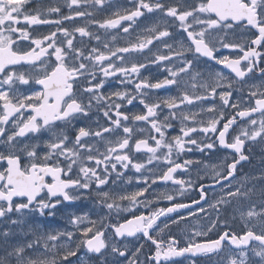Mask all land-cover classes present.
Returning <instances> with one entry per match:
<instances>
[{"label": "snow or ice", "instance_id": "obj_1", "mask_svg": "<svg viewBox=\"0 0 264 264\" xmlns=\"http://www.w3.org/2000/svg\"><path fill=\"white\" fill-rule=\"evenodd\" d=\"M80 2L68 0V6L79 8ZM105 2L93 0L94 5L100 8ZM25 3L26 0H0V145L6 149L0 151V223L23 224L24 217L33 213L54 216L56 213L51 210L64 202L81 199L95 184L94 194L104 207L120 211L119 201L127 200L129 203L123 211L133 213L131 218L112 224L111 235L136 237L137 241L143 238L154 246L151 253H142L144 244L137 243L130 252L128 243L120 247L112 243L111 253L124 258L116 264H172L175 257L213 253L225 245L240 249V259L232 257L228 264H264V227L256 232L254 225L248 226V221L253 218L264 223V200L259 211L255 205H249L246 212H240V219L245 225L242 233L230 230L227 219H220L225 206L248 196V192L240 190L243 185L234 188L238 165L250 158L246 154V143H258L264 151V0H194L193 3L177 0L176 4L162 0H128L129 6L117 9L97 22L99 29L105 32L120 29V32L128 34L124 37L126 40L135 35V42L112 47L107 41L101 44V37L85 26L71 30L60 27L64 21L89 13L77 10L57 19L41 18L39 13L28 14L24 9ZM47 11L60 13L61 9L50 7ZM154 12L171 18L170 22L163 20L162 28L160 23L137 28L140 17ZM22 20L26 27H17ZM32 25L57 27L42 38H36L30 36ZM169 28L179 30V39L174 43L169 42L174 35ZM57 33H62L64 38L60 44L57 43ZM76 33L81 38H94L99 46H88L83 39L74 45ZM238 33L241 35L237 40ZM246 33L251 35H244ZM117 35L113 34L111 39L116 40ZM21 41L28 43L22 44ZM154 42L159 43L151 48ZM85 47H88L87 52ZM101 47L106 51H102ZM220 49H230L236 54L234 57L217 55ZM145 50L148 54L143 60L134 58V54H142ZM208 61L230 70L234 78L219 70L205 76L197 66ZM149 65H159L167 75L163 78L155 76L152 80L143 77L141 70ZM257 73L259 83L255 81ZM98 74L100 79H97ZM113 77L119 84L132 85L133 90L102 92L101 89ZM18 85L30 86L22 92ZM234 85L239 86L241 91L247 88V95L233 97V92L237 90ZM189 87L193 90L199 87L202 91L189 94ZM161 89H174L177 94L159 96L156 92ZM217 99L221 102L219 105L213 102ZM134 101L143 106L142 111L128 109ZM196 101L210 103L200 105L199 112L183 107ZM101 105L106 124L97 123L95 129L77 127L72 138L63 129L57 131V122L65 127L73 126L74 120L88 117ZM165 108L168 112L161 118ZM200 112L211 115L197 119ZM255 113H259V119L254 117ZM177 119L179 134H171L172 121ZM188 120L195 122L188 125L185 123ZM136 122H143V125ZM134 129L146 132L147 136L133 140ZM42 131L51 137L44 141L47 152L39 155L35 151L38 145L25 144L23 150H26L29 160L22 165L21 156L15 151L20 143L18 138L29 134L35 137ZM194 133L202 135L194 136ZM88 137L103 141L105 151L95 148L85 139ZM192 146L201 153L224 148L236 155L230 163L203 166L212 183L197 185L200 198L191 205L177 201L170 206H159L157 200L171 202L174 196L160 193L153 200L149 190L158 181H171L180 185L178 191L183 193L186 181L176 178L174 173L177 170L187 172L189 166L199 163L187 158L182 162L179 160L181 154L193 151ZM133 152L150 153L146 164L160 160L166 169L160 170L159 175L141 176L139 181L143 186L133 192L112 195L110 190L103 188L110 178L114 177L115 184L129 167L138 173L146 169L144 162L134 161ZM247 152H251V145ZM118 166L120 171H117ZM146 170L155 173L153 169ZM48 177L51 179H46ZM128 179L130 182L131 177ZM197 180L203 181L204 176L198 175ZM194 184L195 181H187L188 187ZM209 191L221 194L209 201ZM153 203H156L155 208L151 207ZM197 204L198 209L194 207ZM140 206L147 211H136ZM186 208L190 209L191 216L207 213L213 217L207 229L196 231L193 237L207 236L215 229L218 238L198 242L190 237L186 245L180 246L176 238L165 237L169 223L162 222L161 226L157 222L161 217ZM12 214L19 218L13 219ZM72 216L70 222L77 226L80 234L76 248L66 249L60 257L56 249L66 246L55 242L62 236L70 239L73 233H44L39 226L30 227L33 238L11 245V250H6L7 255L0 256V264H57L58 259L67 261L75 256L80 245L90 253L102 254L103 262L107 255L104 250L109 248L105 239L107 226L102 228L98 221L89 220L87 215ZM185 219V215L172 217L171 224H179ZM218 223L226 227L218 229ZM80 225L85 226L80 228ZM10 235L11 230L0 231V237ZM252 242H258L250 251L254 257L260 258L259 261L249 259L248 245ZM4 243L7 244L8 240L5 239ZM142 254L144 259H141Z\"/></svg>", "mask_w": 264, "mask_h": 264}, {"label": "flooded vegetation", "instance_id": "obj_2", "mask_svg": "<svg viewBox=\"0 0 264 264\" xmlns=\"http://www.w3.org/2000/svg\"><path fill=\"white\" fill-rule=\"evenodd\" d=\"M162 2L172 3L176 4L177 0H162ZM186 3H193L194 0H185ZM129 6L128 0H106L103 8H100L99 6L94 5L93 0H81L79 8L76 6H72L69 8L68 6V0H26V3L24 5V9L27 11L28 14L35 15L39 13L41 15V18L48 17L51 19H57L61 15H67L70 12H75L77 10L79 11H85L86 13H89V15H86L84 17H76L74 20L71 21H64L62 25H60L61 28L68 27L69 30L73 29L74 27L79 26H85L87 29L94 33V35H99L101 37V44L104 41H107L109 44V47L115 46H126L129 42H135V35L129 36L126 40L124 37L128 36V34H124L120 32V29H112L105 32L104 29H99L98 27V21L104 20L111 12L116 11L117 9H121L123 7ZM50 7H60L61 11L60 13H49L47 10ZM168 19L170 22L171 18H166L161 16L158 12L154 13H146L144 17H140L139 21L137 23V28L153 25L160 23L161 28L163 27V24L161 23L163 20ZM91 21V23H89ZM127 23V22H125ZM17 27H26L23 20L21 21L20 25H17ZM57 26L56 25H32L29 28L30 36L36 37V38H42L43 35L48 34L51 30H54ZM170 31L174 33L173 37L170 39V43H174L175 40L179 39V30L174 28H169ZM117 35L116 40H112L111 37L113 34ZM241 33H238L236 36V39H239V36ZM246 36H250L251 33L244 34ZM57 43L60 44L63 42V36L62 33H57ZM83 39L88 46H99L98 42L92 38V37H85L81 38L78 33H76V39L74 40V45H78L79 41ZM225 39H228L226 37ZM22 44H27L28 41H21ZM159 42H154L153 46H150L151 48L155 47V44ZM175 46V44H174ZM86 52L88 51V47H85L84 49ZM102 51H106L101 47ZM148 54V50H145L142 54H134V58L136 60H143L144 56ZM229 55L230 57L235 56V52H233L230 49H220L219 52H217V55ZM133 55V54H130ZM243 66V65H241ZM198 70L204 74L205 76L209 72H213L216 70L222 71L226 76H229L230 78H234V73H231L230 70L224 68L222 65H215L214 62L208 61L207 63H202L197 66ZM141 75L143 77H147L150 80L154 79L155 76H159L160 78H163L167 75L166 70H160L159 65H149L148 68L141 70ZM100 75L98 74L97 79H100ZM115 77L111 78L108 83L105 84L104 88L101 89L102 92H112L116 90H122L127 89L129 91L133 90V86L128 85H122L116 82ZM255 81L259 83V73H257V77L255 78ZM30 85H18V88L20 91H24L26 88H28ZM39 87L38 85L36 86ZM234 87L237 89L233 92V97L238 96H246L247 95V88L243 89L242 91L239 90V86L234 85ZM187 91L189 94H193L194 92H201L202 89L197 87L195 90L192 88H188ZM157 95L163 96V95H176L174 89L167 90V89H161L156 92ZM150 99L152 97H149ZM216 104H220L221 102L217 99L213 101ZM208 101H196L193 105H184L183 107L186 109H190L192 112H199L200 105H207ZM128 109L131 111H142L143 106L139 105L137 101L133 102V105L128 106ZM124 111V109H121ZM103 111V105L100 106L99 110H94L89 113V116L83 119H78L73 121V126L65 127L64 125H61L60 122H57L59 125L57 131H60L63 129L66 134L72 138L75 136L76 131L75 129L80 126H89L93 129L97 127V123L99 124H106L107 121L103 117L102 114ZM168 112V110L165 108L163 113H161V117L165 115ZM207 115H211L209 113L200 112L199 116H197V119H201L206 117ZM254 117L259 119V113H255ZM195 121L188 120L185 121L186 124L191 125ZM130 124L133 123L132 121L129 122ZM239 123L243 124L244 121H239ZM138 125H143V122H136ZM173 127L170 129L171 134H179V120H173L172 121ZM235 127V126H234ZM230 130V134H231ZM107 135V134H106ZM194 136L196 135H202L194 133ZM147 136L146 132H136L134 129V135L133 140L136 138H144ZM32 137V139H30ZM50 134L47 132H41L39 134H36L35 137H33V134H29L26 137L18 138L20 143L17 145V148L15 151H17V154L21 156V163L22 165H26L28 163L29 158L26 155V150L24 149V145L27 144L29 146L36 144L38 145L35 148V151L39 155H43L47 152V148L45 147L44 141L50 139ZM87 139L91 144L95 145V148L99 149L100 152L105 151L106 145L103 141H100L99 138L96 137H88ZM150 143H154L153 141H149ZM251 145V152H247V149ZM131 147V142H130ZM193 147L192 152H186L181 154L179 160L182 162L184 159H192L193 161H197L199 163H193L191 166H189V171L184 172L182 170H177L176 173H174V176L176 178L184 179L186 181V184L184 185L185 190L183 193H180L178 190L181 188L180 185H175L171 181L163 182L158 181L156 184L152 185V188L149 190L151 195V199L156 200L157 196L160 193H168L172 194L174 196V200L169 202L167 200H157V203H159V206L164 207L166 205L170 206V204L175 203L177 201L184 202L187 204H192L194 200H198L199 197V191L197 185L200 183H212L209 176L206 175V169L203 167L205 164L207 165H213V164H226L230 163L231 160L235 157V153L232 152L230 149H224V148H217L214 151H205L204 153H201L199 151L195 150V147ZM246 154L249 155V160L241 162V165H238L237 172L235 174L234 180V188L240 187V185H243L240 190L242 192H248V196L246 198H241L239 201L233 200V202L227 206L224 207L222 211V215L220 217L221 221L227 219L228 225L230 227V230L242 233L245 231V225L244 222L240 219V212H246L249 205H255L256 210H260L261 201L264 200V151L261 150V146L256 143L253 144L252 142H247L245 145ZM5 146L0 145V151H5ZM163 151V150H162ZM151 155L150 153L141 152V153H132V158L134 161L144 162L146 164L147 157ZM159 155V153L157 154ZM225 157H227V160H225ZM175 159V156L173 157ZM146 169H153L155 170V173L151 171H147ZM146 169H142L141 172H136L134 169L129 167L128 170L124 171V176L117 180L115 184H113V178L109 179L108 184L104 185V190H110L112 195H118V194H124V193H130L138 188L142 187V181H139V178L143 175H152L160 174V170L166 169V165L160 161V160H154L151 165L146 164ZM121 169L117 168V171H120ZM75 171V166H74ZM204 176V180L200 181L197 180V176ZM129 177H131V181L129 182ZM50 180L51 178H46ZM192 180L195 181V184L192 187L187 186V181ZM227 183V182H225ZM218 188V186H217ZM95 184H93V188L88 190V194L85 193V196L82 197L79 200L73 201V202H64L63 204L59 205L57 209H53L51 211L55 212L56 215L54 216H40L39 213H33L31 215L24 217V223L18 224V225H11L10 223H0V231H7L11 230V235L7 238L0 237V256H6L7 251L11 250V245L16 243H23L26 240L32 239V235L29 231L31 228H37L39 226V230L43 231L44 233L48 232H55V231H62V232H72L73 236L69 239L67 236H62L58 241L55 243L57 245L64 244L66 247L61 248L58 247L56 249V253L59 254L60 257L63 256V253L66 249H74L77 247L78 239L80 238L79 231L77 229L76 225H73L70 220L73 218L72 214H75L76 216H83L87 215L89 220H94L99 222V226L102 228L107 226V231H105V239L109 243V248L104 250V253L107 255L104 257V261H101V255L102 254H95L90 253L87 251L86 247L83 245L79 246V249L75 256L69 257L67 261H62L58 259L57 264H116L118 261H122L123 257H117L115 254L111 253L110 246L112 243H116L118 247L122 246L124 243H128L129 251L133 249V247L139 243L144 244V249L142 250V253H151L154 246L151 245V242H145L143 238H140L137 241L136 237H115L114 235H111L113 233V229L110 227L112 224H117L120 222H123L125 218H131L132 214L131 212L123 211V208L128 205V201H119L121 205V210H108L106 207H104L100 202L99 199L95 196L94 190ZM154 190V191H153ZM220 192L216 191L208 192L207 193V200H213L214 198H218L220 196ZM148 195V194H146ZM55 199V198H54ZM140 199H143L142 197ZM152 208L156 207V203H153L151 205ZM195 208H199V205H194ZM205 207L207 208V203H205ZM147 211V209H144L143 206H140L136 209V211ZM209 211H213L209 209ZM190 209H181L179 212H174L170 214L168 217H161L160 220L157 222L162 226V222H168L170 227L168 229H165V237L172 236L176 238L179 241L180 246L186 245L188 239L194 238L198 242H206L210 239L218 238V232L217 230H213L212 232H208L207 236H201V237H193V234L196 231H203L207 229L208 222L213 218L212 216H209L207 213H198L197 216H191L189 215ZM180 215H185L187 219L180 221L179 224H171V218H179ZM202 217V218H201ZM13 219H18L19 217L16 214H12ZM254 231L259 232L261 227H264V223H261L258 218H253L252 220L248 221V226L253 227ZM85 225H80V228H83ZM225 225L218 223L217 228H224ZM7 239L8 243L5 244L4 240ZM258 242H252L248 245L249 249V259L254 261H259V257H254L250 251V249L257 244ZM7 250V251H6ZM240 249L235 248V246H223L221 249H219L216 252L213 253H207V254H200L197 256H183V257H175L173 259L172 264H228V260L232 257L239 256ZM52 255L51 253L49 254ZM141 259H144V256L142 254Z\"/></svg>", "mask_w": 264, "mask_h": 264}, {"label": "rangeland", "instance_id": "obj_3", "mask_svg": "<svg viewBox=\"0 0 264 264\" xmlns=\"http://www.w3.org/2000/svg\"><path fill=\"white\" fill-rule=\"evenodd\" d=\"M161 118H163V116H162ZM129 122H130V121H129ZM129 122H128V123H129ZM169 132H170V129H169ZM238 255H239V254H238ZM235 258H236V259H240L239 256H235Z\"/></svg>", "mask_w": 264, "mask_h": 264}]
</instances>
